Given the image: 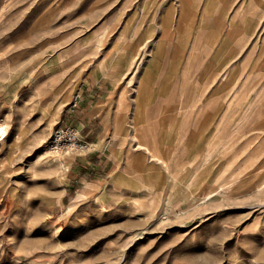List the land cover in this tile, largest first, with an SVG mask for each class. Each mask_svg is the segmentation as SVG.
<instances>
[{
	"label": "rangeland",
	"instance_id": "obj_1",
	"mask_svg": "<svg viewBox=\"0 0 264 264\" xmlns=\"http://www.w3.org/2000/svg\"><path fill=\"white\" fill-rule=\"evenodd\" d=\"M179 4L0 0V264H264V140L258 137L231 148L219 184L207 175L210 164L204 177L192 175L177 209L154 199L124 198L113 206L72 199V161L98 157L73 123L81 82L105 68L137 82ZM183 23L180 17L178 32ZM124 51L132 60L122 58ZM240 94L250 110L259 104L256 89L240 92L238 112ZM238 120L239 140L248 118ZM58 126L76 127L92 149L52 153Z\"/></svg>",
	"mask_w": 264,
	"mask_h": 264
},
{
	"label": "crops",
	"instance_id": "obj_2",
	"mask_svg": "<svg viewBox=\"0 0 264 264\" xmlns=\"http://www.w3.org/2000/svg\"><path fill=\"white\" fill-rule=\"evenodd\" d=\"M168 17L171 27L162 28L137 82L116 76L114 63L115 75L93 70L81 82L73 123L98 157L72 161L73 200L113 206L124 198L154 199L177 209L192 175L201 178L210 164L207 175L219 184L231 148L264 140V0H180L177 15ZM253 88L259 104L250 110L240 94L238 112L239 93ZM242 117L248 120L238 140Z\"/></svg>",
	"mask_w": 264,
	"mask_h": 264
},
{
	"label": "built area",
	"instance_id": "obj_3",
	"mask_svg": "<svg viewBox=\"0 0 264 264\" xmlns=\"http://www.w3.org/2000/svg\"><path fill=\"white\" fill-rule=\"evenodd\" d=\"M78 103L75 101L71 108L77 107ZM50 151L56 155H69L83 151H90L92 145L90 142H85L81 138V134L76 127L73 126H58L49 142Z\"/></svg>",
	"mask_w": 264,
	"mask_h": 264
}]
</instances>
